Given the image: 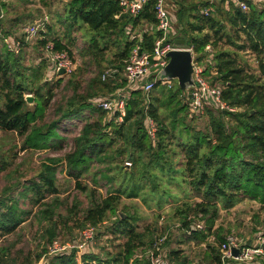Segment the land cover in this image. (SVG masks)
<instances>
[{"label":"trees","instance_id":"trees-1","mask_svg":"<svg viewBox=\"0 0 264 264\" xmlns=\"http://www.w3.org/2000/svg\"><path fill=\"white\" fill-rule=\"evenodd\" d=\"M213 4L215 13L210 16L200 13L204 5H209L208 2L200 4L194 0H175L176 14L168 6L171 23L178 27L177 37L185 40V46L192 47L197 61L202 60L205 46H212V67L216 74L210 77V81L221 85L222 98L236 109L234 112L215 113L207 106L209 124L206 131L194 129L184 122L188 103L184 100L185 91L177 84L175 88L167 89L158 82L147 95L140 90L132 91L121 123L116 122L117 114L111 115L107 122L104 120L106 112L90 103L93 98L110 95L126 84L122 71L135 44H139L143 52L152 51L160 35L155 29V0L146 2L135 17L122 13L117 0H66L63 20L68 24V33L76 26L85 27L90 34L87 50L91 52L96 68L101 64V59L96 60V57L108 49L110 42L116 48L115 62L119 63H110L119 72L105 80L101 78L102 70L94 71L88 80H80L79 75L83 77V70H80L79 74L74 75L72 72L53 74L59 79L51 84L50 74L46 79L42 72L43 68L49 67L44 58L40 59L36 68H23L21 48L14 53L0 38V129L15 132L21 138L22 151L61 148L60 142L65 139L56 132L60 123L81 116L84 120L80 134L73 140V150L65 155L64 160L68 175L75 179V187L91 198L88 207L78 211L79 202L76 201L72 205L74 209L64 207L67 213L63 214L57 198L45 201L46 195L57 193L55 159H49L38 173L21 185L18 198L11 193L16 183L2 189L0 236L13 233L30 215V210L18 206L19 198L29 199V203L38 208L36 221L40 225L39 238L43 244H39V251H28L21 264H36L47 253L48 245L57 240L62 226L72 230L73 226L67 224L69 221L82 230L87 226L100 225L110 215L117 216L110 233L125 237L117 253L101 259L97 255L81 254L73 249L69 254L53 256L48 264H149L145 257L138 256V250L143 252L152 246L155 239H152L150 228L138 230L137 216L117 211L122 196L138 197L148 181L146 188L149 186L154 196L166 193V189L157 192L160 180L165 178L190 200L196 198V201H182L175 210V214L180 216V229L189 241H205L213 230L220 208L229 209L246 198L259 199L264 203V8H257L249 1L247 12L234 7L230 0ZM225 21L230 31L226 30ZM128 26L133 30H142L140 40L128 38L124 33ZM147 26L152 29L144 31ZM50 31L51 26L46 23L45 31L37 34L43 37L38 40L39 46L44 48L51 43L54 51H65L71 55L67 44L58 37L51 38ZM19 38L21 42L24 41L22 34ZM223 39L230 47L217 49L218 42ZM247 51L258 57L257 72L251 71L240 55ZM209 68L207 66V74ZM67 75H73L67 80L71 94L63 97L49 114L54 98L53 86H59L62 77ZM43 88H46L45 93H42ZM156 88H159V96H152L151 92ZM26 94L34 98L31 107L25 100ZM161 108L166 112L160 116ZM85 111L87 116L83 114ZM93 113L96 120L90 121ZM147 116L157 125L154 140L148 136L145 128ZM47 118L49 122H46ZM110 129L113 135L127 138L128 148L119 150L117 154L127 155L131 163L128 171L122 172L119 166L115 169L112 166L115 157L113 151L105 150V146L113 144ZM92 161L99 165L107 161L105 169L119 173L120 181L114 187L110 183L116 180L117 172L116 176L110 177L99 169L95 172L94 176L99 174L101 178H106L108 187L105 196L99 194L96 188H88L79 181ZM9 165L4 152L0 151V172ZM93 180L97 183L95 178ZM190 192L193 193L191 196ZM77 214L79 216L76 217ZM194 216L200 218L204 230L194 227ZM12 248L14 245L0 247V264L16 263ZM164 249L169 264H188L189 260L181 249ZM213 250L215 254L211 263L221 264L219 249ZM210 258L208 254L207 259Z\"/></svg>","mask_w":264,"mask_h":264},{"label":"rangeland","instance_id":"rangeland-1","mask_svg":"<svg viewBox=\"0 0 264 264\" xmlns=\"http://www.w3.org/2000/svg\"><path fill=\"white\" fill-rule=\"evenodd\" d=\"M194 1L196 3L198 2V0ZM65 2L66 0H0V6L4 13L3 19L0 20V38L4 40V37H7L11 42V36H15L16 38L14 37V39L21 36L23 26L31 22L40 21L42 18H46L48 25L51 26V38L58 37L62 39V42L66 43L71 51V55L68 54V56L74 66L72 71L73 75L79 74L80 70H83V77H80L79 75V79L88 80L94 75L93 72L96 70L97 72L100 70L104 72L107 68H114L112 64L116 65L119 62H115L116 57L114 54L116 48L111 45V42L108 45V49L100 56L96 57V60L101 59L100 67L96 68V65L94 64L95 60L92 57L91 52L87 50V47L90 44V34H88L85 27L76 26L68 33V24L63 20ZM225 25L226 30L230 31L229 24L226 22ZM234 33L235 32L232 29V34ZM41 38L43 37L38 35L28 42L22 41L20 57L23 68H36L40 59L45 55L43 48L38 44V40ZM172 38L174 40L175 36ZM173 45L177 46L174 42ZM217 47V49H228L230 46L227 45L225 39H223L218 42ZM240 55L242 56L243 61H246L250 66L249 69L257 72V55L250 51L240 53ZM110 61H113V63L111 64ZM48 71L47 66L42 70L45 78L50 74ZM26 73L29 74L30 72L26 71ZM73 75L62 77L63 80L61 84L59 86H53L54 98L51 101L49 114L54 111L63 97H67L71 94V88L69 87L67 80ZM58 79L59 77L50 74L49 83L55 84ZM176 84L175 80H172L170 84L162 85H165L168 89L169 87L175 88L174 85ZM45 89L46 88L42 89V93H45ZM159 93V88H156L151 92V95L159 96ZM27 95L30 94H26L25 96ZM33 100L28 103L30 107L33 105ZM164 112H166V109L161 108L159 110L160 116ZM83 114H85L84 116H87L86 111ZM93 114L89 117L90 121L96 120V114ZM110 116L111 115L106 112L104 120L107 121ZM81 118L82 116L70 121L65 120L60 123L56 132L59 137H62L65 140L64 142H60L62 147L57 149L50 148L46 150L22 151L21 138H19L15 132H5L0 129V151L4 152L5 158L10 164L7 169L0 172V195L2 189L16 183V187L14 186V190L11 193L18 198V192L22 190L21 185L32 178L34 174L38 173L43 167V164L48 162L49 159H55L57 160L55 163V185L57 193L46 195L45 201L57 198L60 201V211L63 214L67 213L64 211V207L74 209L72 205L76 201L79 202L78 211H83V209L88 207L91 198L75 187V179L68 175L64 160L65 155L73 150L74 138L80 134L81 128L84 124V120ZM148 118L152 119L151 117ZM184 118V122L190 124L194 129L206 131L208 128V109H205L202 115L194 116V118H191V116L188 115V112H186ZM46 122H49V120ZM109 135L113 138V144L105 146V150L109 152L113 151L115 157L112 166L115 169L118 168L116 166H119L122 172L128 171L131 165H126V162H130L127 155L123 156L117 154L119 150L128 148V142L126 141L127 138L125 136L113 135L112 129H110ZM184 136L185 134H183V138H185ZM55 140L59 141V138H56ZM107 166V161L101 165L92 161L89 169L80 176V183L88 188H96L99 194L105 196L106 188L108 187L106 184V178H101L99 174L94 176V174L99 169L109 177L115 175L117 170L107 171L105 169ZM118 175L119 173L117 172V178L114 182L110 183L111 186H118L120 181V176ZM93 178H95L97 183H94ZM159 183L160 185L157 187V192L166 189V193H163L160 196L152 195L154 193L150 192L149 186L146 188V186L149 185L148 181L145 188L140 191L138 197L127 198L122 196L120 203L117 206V211L118 213L126 211L133 216H137L138 220L136 224L138 225V230L150 228L153 240L160 235H166L163 245H165L167 249H181L183 254L189 260L188 264H213L211 263L212 255L215 254L213 248L218 250L219 244L228 234L236 235L242 243L251 244L256 236L263 234L264 232V203L260 202L259 199L254 200L246 198L229 209H219L213 230L211 231V234L205 238V241H189L185 232L181 230L180 227H177V224H181V220L180 216L175 214V210L177 206H180L182 201L190 200V197L185 195V193L178 189L173 183L169 184L165 178L161 179ZM190 194L193 193L190 192L189 195ZM193 200L196 201V198H192L190 201ZM18 206L30 210V215L13 233L6 236H0V247L3 245L9 247L14 245L11 253L16 260L15 264H21L23 257L28 251H39V244H43V241L39 238L40 225L36 221V211L38 208L36 205L32 206L29 203V199L25 198H19ZM77 216L79 215L77 214L76 217ZM116 217L110 215L100 225L91 227L94 232L91 241L86 240L82 235L84 230L90 228L89 226L79 230L75 227V223L69 221L67 224L68 226H73L72 230H68V228L62 226L57 240L61 245H78L77 247H74V249L81 252V254H94L101 259H106L108 258V255H114L117 253L120 250L119 245L125 240V237L121 234L110 233V228L112 227L113 222H115ZM192 218L194 220L193 223L201 222L199 220L200 218L198 219L197 216ZM80 246H82L81 249H77ZM72 250L68 249L67 252L69 253ZM138 251H140L138 253L142 252L141 250ZM208 254L211 256L210 259H207ZM57 255L61 256L63 254L62 252H59ZM53 256L54 253L48 250V253L42 256L36 264L48 263Z\"/></svg>","mask_w":264,"mask_h":264},{"label":"built area","instance_id":"built-area-1","mask_svg":"<svg viewBox=\"0 0 264 264\" xmlns=\"http://www.w3.org/2000/svg\"><path fill=\"white\" fill-rule=\"evenodd\" d=\"M148 1L149 0H117L121 12L132 17L137 16L143 9L144 4ZM231 2L234 7L241 11L247 12L249 10V4L244 0H231ZM252 3L259 6L261 0H252ZM154 11L156 19L155 29L160 32V35L155 40L152 51L143 52L139 48V44H135L128 59L125 60V66L122 71V77L125 79L126 84L121 88H117L110 95H100L90 101L93 107L99 108L110 115L117 114V123L123 121L126 114V102L132 91L140 90L147 95L158 82H161L162 84L171 83V81L167 80L160 81L158 75L168 62V58L165 56L166 53L172 49L180 48L181 46L173 45L174 40L172 37L174 35V29L168 11L167 0H155ZM200 13L204 16H210L215 13V7L210 2L209 5H205L200 9ZM3 17V9L0 6V20L3 19ZM46 23L47 20L44 18L43 20L28 23L23 26L22 35L24 41L28 42L35 38L38 33H43L45 31ZM151 29V26H147L144 28V31H150ZM124 33L129 39L137 38L140 40L142 30L140 28L133 30L131 29V26H128L125 28ZM11 37V42L7 37H4L3 41L8 50L16 53L20 50L22 42L20 38L14 39L15 36ZM184 47L192 52L193 80L195 83L194 87L189 90L191 98H188V92H185L184 94V100L188 103L189 116L202 115L207 106L211 107L215 113L222 111L234 112L236 109L231 107L222 98L221 85L218 83H211L210 81V77L216 74L215 69L212 67V46L210 44L205 46V52L202 54L203 58L201 61H197V56L192 47ZM43 50L45 53L43 58L49 65V72L51 75H59L57 72L60 68L64 69V74H69L73 71V63L65 51H54L51 43H48ZM207 66H210L209 74H207ZM118 72L119 70L116 67L107 68L102 73L101 78L102 80H105L109 77H115ZM144 124L148 136L154 140L157 129L156 123L147 117ZM126 165L130 166L131 163L126 162ZM177 227H180V224H177ZM194 227L199 230H204V225L201 222H196ZM187 233H189V230ZM82 235L86 240L91 241L94 235L93 229L90 227L84 230ZM165 238L166 235L156 237L152 246L139 253L138 256L145 257L149 264H169L166 259L165 247H163ZM77 246L78 245L73 244L61 245L58 240H55L48 245L47 253L48 250H50V252L52 251L54 253V256L59 254V252H62V254H69L70 252H67L68 249L72 250ZM81 247L82 246L77 249L80 250ZM235 248L238 250L237 255H233L232 253V249ZM219 251L221 254V264H235L238 262L245 264H258L264 262V235L259 234L251 244H245L242 243L236 235L228 234L219 244Z\"/></svg>","mask_w":264,"mask_h":264},{"label":"water","instance_id":"water-1","mask_svg":"<svg viewBox=\"0 0 264 264\" xmlns=\"http://www.w3.org/2000/svg\"><path fill=\"white\" fill-rule=\"evenodd\" d=\"M174 43L180 48H175L166 53L168 58L167 64L160 71L158 79L160 81H172L175 80L178 87L188 92V98H191V93L189 90L192 89L195 85L193 80V64H192V52L184 47L185 40L183 38H176ZM64 69L60 68L58 74H64ZM25 100L30 103L33 100L31 95L25 96ZM233 255H237L238 250L232 249ZM48 264V263H44Z\"/></svg>","mask_w":264,"mask_h":264},{"label":"crops","instance_id":"crops-1","mask_svg":"<svg viewBox=\"0 0 264 264\" xmlns=\"http://www.w3.org/2000/svg\"><path fill=\"white\" fill-rule=\"evenodd\" d=\"M211 2V4L214 6V4L213 3H217V1L219 2L220 0H208V1H201V0H198V2L197 3H204V2H208V3H210ZM244 1H246L247 3H248V1L249 2H251L252 3V0H244ZM174 2L175 1H173V0H167V4H168V6L171 8V10L173 11V13H175L176 14V8H175V6H174ZM224 2V1H223ZM230 2H231V0H230ZM231 4L233 5V3L231 2ZM253 4V3H252ZM253 5H255V4H253ZM205 6V5H204ZM257 8H264V1L263 0H261V3H260V5L258 6V5H255ZM215 7V6H214ZM173 29H174V35L173 36H175V38H174V40L176 39V38H179V37H177L178 36V32H177V30H178V27H176V25H174L173 26ZM176 30V31H175ZM176 32H177V34H176ZM48 68V70H50V68L49 67H47ZM48 73H50L49 71H48Z\"/></svg>","mask_w":264,"mask_h":264},{"label":"bare ground","instance_id":"bare-ground-1","mask_svg":"<svg viewBox=\"0 0 264 264\" xmlns=\"http://www.w3.org/2000/svg\"><path fill=\"white\" fill-rule=\"evenodd\" d=\"M176 82V81H175Z\"/></svg>","mask_w":264,"mask_h":264}]
</instances>
